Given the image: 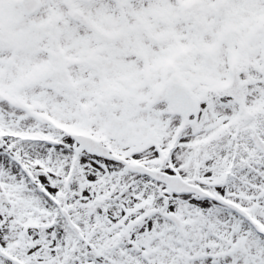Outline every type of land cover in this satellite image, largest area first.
<instances>
[{
    "label": "snow or ice",
    "instance_id": "snow-or-ice-1",
    "mask_svg": "<svg viewBox=\"0 0 264 264\" xmlns=\"http://www.w3.org/2000/svg\"><path fill=\"white\" fill-rule=\"evenodd\" d=\"M0 264H264V0H0Z\"/></svg>",
    "mask_w": 264,
    "mask_h": 264
}]
</instances>
